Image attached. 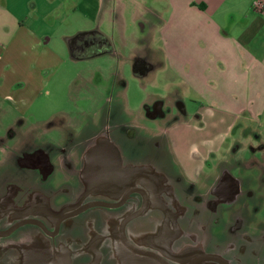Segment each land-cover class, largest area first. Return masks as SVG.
<instances>
[{
  "label": "flooded vegetation",
  "instance_id": "obj_1",
  "mask_svg": "<svg viewBox=\"0 0 264 264\" xmlns=\"http://www.w3.org/2000/svg\"><path fill=\"white\" fill-rule=\"evenodd\" d=\"M70 44L76 59L105 46L83 34ZM81 99L48 121L53 140L20 117L0 130V264H264L263 193L226 166L215 173L211 158L196 177L176 154V173L137 160L120 142L132 129L110 109L99 125L94 99ZM164 104L147 114L170 116ZM176 104L171 122L185 115Z\"/></svg>",
  "mask_w": 264,
  "mask_h": 264
},
{
  "label": "crops",
  "instance_id": "obj_2",
  "mask_svg": "<svg viewBox=\"0 0 264 264\" xmlns=\"http://www.w3.org/2000/svg\"><path fill=\"white\" fill-rule=\"evenodd\" d=\"M91 7L94 24L111 19L123 38L129 21L137 25L133 36L146 42L145 52L136 58L145 59L148 72L161 70L179 78L166 83L167 97L182 103L187 96L213 102L195 114L201 127L208 114L221 112L222 138L241 118L250 125L262 118L259 126L264 129V0H0V97L30 106L47 84V71L61 66L66 55L75 59L71 38L92 30L107 36L99 23L74 29V23L89 24ZM184 111L170 131L184 125L189 115ZM249 124H243L245 132L256 136L258 148L264 150V130ZM223 145L206 150L193 167L179 151L175 154L184 170L196 177Z\"/></svg>",
  "mask_w": 264,
  "mask_h": 264
},
{
  "label": "rangeland",
  "instance_id": "obj_3",
  "mask_svg": "<svg viewBox=\"0 0 264 264\" xmlns=\"http://www.w3.org/2000/svg\"><path fill=\"white\" fill-rule=\"evenodd\" d=\"M109 6V4H107ZM81 7L80 9H82ZM93 11L91 7V20L88 23H71L67 28L87 25L95 27ZM84 20V19H83ZM137 25L128 22V33L126 37L120 36L116 23L107 19L99 23V28L106 33L112 44L113 50L108 53L90 56L84 59H71L69 55L64 56L61 66L47 71V84L42 88V94L37 100L30 104H17L0 97V130L11 126L15 119H24V127L39 126L43 129V141L53 140L56 129L48 127V121L55 117L70 116L63 112H72L76 108L75 100L81 101L82 96H89L94 99L95 105L90 111L96 109L98 112L97 122L100 125L106 115L107 110H111L114 121L123 123V127L132 129L134 136L127 138L122 131L120 142L123 146L133 145L134 156L139 161L154 158L159 168L176 173L177 168L173 162L174 154L178 151L191 167L198 164L206 150L215 148L223 142L224 149L210 156L214 165V172L219 173L223 166L228 167L232 173L250 183L251 189L256 194L263 193L264 196V150L258 148L259 142L256 136L248 135L244 125L250 122L243 118L236 121V127L229 135L221 137V126L223 122L221 112L218 116L206 117V126L201 127L199 118L195 116L201 106L210 107L213 102H205L201 97L187 96L183 100L185 109L189 115L184 120V125H180L172 132L169 130L173 114H177L175 98L167 97L166 83L170 79L179 81L177 75H164L163 71L144 72L138 74L134 72L135 54H142L145 47L144 39H137L133 36V31ZM139 32V36H145ZM55 43L53 41L52 45ZM65 44V45H64ZM63 45L67 46L65 42ZM149 65H146L148 70ZM166 72V71H165ZM159 100H164L163 110L171 108V115H159L150 117L147 114V105L154 106ZM87 102H80V107ZM220 105H223L221 102ZM187 107V108H186ZM176 109V110H175ZM175 110L176 113H173ZM74 113V112H73ZM73 115V114H72ZM222 118V119H221ZM262 118L249 124L248 128L264 130L259 126ZM244 124V125H243ZM95 129L93 122L88 127L89 131ZM168 129V130H167ZM163 134H168L170 140L176 138L174 149L166 148ZM159 142V146L156 143ZM253 143L256 147L253 150L250 146ZM228 146V149L226 147ZM239 146V147H238ZM159 147V148H157ZM191 151V152H190ZM180 158V156H179ZM204 172L207 170L204 169ZM263 208H264V198Z\"/></svg>",
  "mask_w": 264,
  "mask_h": 264
},
{
  "label": "trees",
  "instance_id": "obj_4",
  "mask_svg": "<svg viewBox=\"0 0 264 264\" xmlns=\"http://www.w3.org/2000/svg\"><path fill=\"white\" fill-rule=\"evenodd\" d=\"M80 34H83V36L85 35H91V36H95V38H98L100 40H102L105 43L104 47H100L99 49L88 53V54H83V55H79L77 57L79 58H88L90 56H94V55H99V54H104V53H108L111 52L113 50L112 44L110 42V39L105 36L103 33L96 31V30H92V31H84L81 32Z\"/></svg>",
  "mask_w": 264,
  "mask_h": 264
},
{
  "label": "water",
  "instance_id": "obj_5",
  "mask_svg": "<svg viewBox=\"0 0 264 264\" xmlns=\"http://www.w3.org/2000/svg\"><path fill=\"white\" fill-rule=\"evenodd\" d=\"M134 71L138 72L139 74H143L146 72V65L144 64L143 61H138L134 65Z\"/></svg>",
  "mask_w": 264,
  "mask_h": 264
},
{
  "label": "built area",
  "instance_id": "obj_6",
  "mask_svg": "<svg viewBox=\"0 0 264 264\" xmlns=\"http://www.w3.org/2000/svg\"><path fill=\"white\" fill-rule=\"evenodd\" d=\"M256 3L259 4V1H257Z\"/></svg>",
  "mask_w": 264,
  "mask_h": 264
},
{
  "label": "bare ground",
  "instance_id": "obj_7",
  "mask_svg": "<svg viewBox=\"0 0 264 264\" xmlns=\"http://www.w3.org/2000/svg\"><path fill=\"white\" fill-rule=\"evenodd\" d=\"M123 180V179H122Z\"/></svg>",
  "mask_w": 264,
  "mask_h": 264
}]
</instances>
